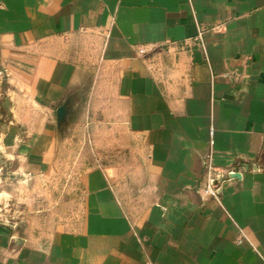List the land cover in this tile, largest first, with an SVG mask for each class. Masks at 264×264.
Instances as JSON below:
<instances>
[{
  "label": "crops",
  "instance_id": "crops-1",
  "mask_svg": "<svg viewBox=\"0 0 264 264\" xmlns=\"http://www.w3.org/2000/svg\"><path fill=\"white\" fill-rule=\"evenodd\" d=\"M89 31L105 35L94 88L115 91L137 178L89 168L81 227L28 241L0 226V264H262L236 237L239 225L264 253V0H0V120L23 172L54 158L75 72L60 44ZM165 41L157 71L137 46ZM209 151L241 171L222 204L200 192Z\"/></svg>",
  "mask_w": 264,
  "mask_h": 264
},
{
  "label": "rangeland",
  "instance_id": "rangeland-1",
  "mask_svg": "<svg viewBox=\"0 0 264 264\" xmlns=\"http://www.w3.org/2000/svg\"><path fill=\"white\" fill-rule=\"evenodd\" d=\"M104 37L101 31L81 32L65 37L60 44L66 57L75 64V72L71 90L62 103L67 110L65 118L58 121L56 115L55 153L46 170L30 175L20 169L23 159L12 157L4 140L9 132L10 119L0 120V226L11 229L18 239L39 238L44 241L60 231L79 229L85 218L82 178L89 168L117 165L123 176L122 182L125 183L129 176L137 178L140 152L123 145L121 128L125 126L124 119L111 113L112 103L116 101L115 91L113 87L112 91H105L103 84L98 90L94 88L99 70L103 68L106 76L110 71L102 56ZM172 43L139 44L137 53L161 71L160 67L174 52ZM21 132L18 130V134ZM217 169L223 172L219 173V198L214 199L202 192L204 178L200 192L222 204L224 182L238 177L235 174L240 175L241 171L233 167ZM243 241L252 250L253 244L264 255L252 241L239 240L237 226L236 242Z\"/></svg>",
  "mask_w": 264,
  "mask_h": 264
},
{
  "label": "built area",
  "instance_id": "built-area-1",
  "mask_svg": "<svg viewBox=\"0 0 264 264\" xmlns=\"http://www.w3.org/2000/svg\"><path fill=\"white\" fill-rule=\"evenodd\" d=\"M197 38L202 41V30H199L197 34ZM203 163H204V168H205V173H204L205 177H204V185L202 187V192L207 196H210L214 199H218L219 194H220V188H219L218 182L220 181L219 173L221 171L219 172L217 167L214 165L211 151L205 154L203 158ZM237 226H238L239 240L246 239L249 241L250 239L249 237H247V234L244 231V229H242L241 226L239 225ZM251 245H252L253 250H255L259 254L262 264H264V255L256 248V246H254L253 244Z\"/></svg>",
  "mask_w": 264,
  "mask_h": 264
},
{
  "label": "water",
  "instance_id": "water-1",
  "mask_svg": "<svg viewBox=\"0 0 264 264\" xmlns=\"http://www.w3.org/2000/svg\"><path fill=\"white\" fill-rule=\"evenodd\" d=\"M66 113H67V110H66L65 104L60 105L57 108V119H58V121L64 120ZM235 175H239V174L236 173Z\"/></svg>",
  "mask_w": 264,
  "mask_h": 264
}]
</instances>
